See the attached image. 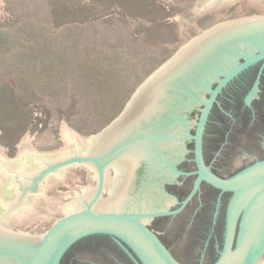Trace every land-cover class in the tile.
Wrapping results in <instances>:
<instances>
[{"label": "water", "instance_id": "obj_1", "mask_svg": "<svg viewBox=\"0 0 264 264\" xmlns=\"http://www.w3.org/2000/svg\"><path fill=\"white\" fill-rule=\"evenodd\" d=\"M243 2L264 7L257 0H198L203 7H191L193 18ZM5 4L0 0V15H5ZM263 57L264 13L222 20L182 44L139 84L121 112L93 135L79 136L67 122L63 148L36 150V136L30 131L15 158L0 140V163H8L0 170L8 174V187L17 193L13 200L0 203L14 210L10 218L26 223L20 227L26 232L0 229V264H60L72 245L93 234L121 239L136 256L121 243L136 264H184L146 223L160 212L144 210L149 194L156 189L163 192L162 181L176 172L182 153L171 161L168 156L181 151L188 136L195 142L201 178L232 191L223 245L211 264H257L264 254V159L221 179L205 168L200 148L218 93ZM196 108L201 110L197 121L190 119ZM194 125L195 133L190 134ZM177 133L181 137L173 136ZM78 165L91 172L68 169ZM109 170L117 182L103 196ZM84 187L90 188L77 190ZM29 196L33 197L26 201Z\"/></svg>", "mask_w": 264, "mask_h": 264}, {"label": "rangeland", "instance_id": "obj_2", "mask_svg": "<svg viewBox=\"0 0 264 264\" xmlns=\"http://www.w3.org/2000/svg\"><path fill=\"white\" fill-rule=\"evenodd\" d=\"M198 0H6L0 15V140L31 131L63 148L64 124L91 136L182 44L247 2L194 20ZM239 6V8H238Z\"/></svg>", "mask_w": 264, "mask_h": 264}, {"label": "flooded vegetation", "instance_id": "obj_3", "mask_svg": "<svg viewBox=\"0 0 264 264\" xmlns=\"http://www.w3.org/2000/svg\"><path fill=\"white\" fill-rule=\"evenodd\" d=\"M257 1L264 4V0ZM235 9L229 17L220 21L264 13V7L246 8L247 11L242 14L235 13ZM200 112L196 108L190 119L197 121ZM189 133H195V125L189 128ZM173 136L178 138L181 134ZM200 151L205 168L221 179H227L264 159V57L237 73L218 93L202 130ZM180 153L182 158L176 164V172L171 173L167 181H162L164 191L156 189L149 194L144 211L160 214L146 218V223L178 261L184 264H211L223 245L227 206L232 191L201 178L192 137L188 136L181 151L171 152L168 160L178 158ZM7 164L1 161L0 167ZM80 167L88 168L78 165L68 169L73 171ZM87 170L90 171L89 168ZM0 174V187L3 189L0 202H9L17 193L14 188L8 187V174L3 169ZM107 174L103 196H107L110 187L114 188L117 182L112 170ZM32 197L29 196L26 201ZM10 211L14 210L0 203V229L26 232L20 228L26 223L17 217L10 218ZM121 243L127 247L121 239L110 234L84 237L70 247L60 264H136ZM257 264H264V254Z\"/></svg>", "mask_w": 264, "mask_h": 264}]
</instances>
